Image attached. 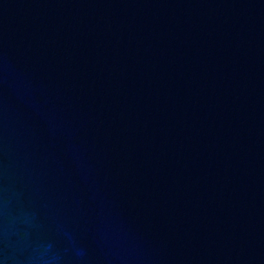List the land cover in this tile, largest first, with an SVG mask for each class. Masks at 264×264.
Instances as JSON below:
<instances>
[{"label": "water", "instance_id": "water-1", "mask_svg": "<svg viewBox=\"0 0 264 264\" xmlns=\"http://www.w3.org/2000/svg\"><path fill=\"white\" fill-rule=\"evenodd\" d=\"M0 264H264V0H0Z\"/></svg>", "mask_w": 264, "mask_h": 264}]
</instances>
